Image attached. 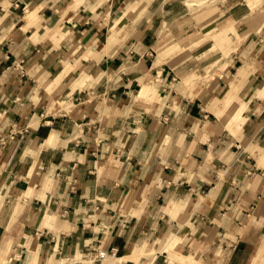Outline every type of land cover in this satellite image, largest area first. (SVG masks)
<instances>
[{
	"label": "crops",
	"instance_id": "obj_1",
	"mask_svg": "<svg viewBox=\"0 0 264 264\" xmlns=\"http://www.w3.org/2000/svg\"><path fill=\"white\" fill-rule=\"evenodd\" d=\"M187 2L0 0V264H264V14Z\"/></svg>",
	"mask_w": 264,
	"mask_h": 264
},
{
	"label": "rangeland",
	"instance_id": "obj_2",
	"mask_svg": "<svg viewBox=\"0 0 264 264\" xmlns=\"http://www.w3.org/2000/svg\"><path fill=\"white\" fill-rule=\"evenodd\" d=\"M218 0H209V1H207L205 4H202V5H200V6H197V5H194L193 7H188L187 6V8H188V12H191V13H193V12H195L196 10H198V9H203V10H205V9H207V10H210V8H211V5L212 4H214L215 2H217ZM222 2H223V6H220V7H222L223 8V11H230L231 12V7L233 6L232 4V2H233V0H221ZM255 0H248V4H249V6L252 8V6L254 5L253 4V2H254ZM256 4H257V7L254 9V8H252V11L254 10L256 13H260L261 12V14H264V9H263V3H262V1L261 0H256ZM197 6V7H196ZM242 5H240V6H238V7H236L235 9H234V11H237L238 9H240L241 11H242ZM263 16V15H262ZM235 23V25L237 26V23L238 22H234ZM238 41H239V38H238ZM65 103L67 104V102L65 101ZM241 111V110H240Z\"/></svg>",
	"mask_w": 264,
	"mask_h": 264
},
{
	"label": "built area",
	"instance_id": "obj_3",
	"mask_svg": "<svg viewBox=\"0 0 264 264\" xmlns=\"http://www.w3.org/2000/svg\"><path fill=\"white\" fill-rule=\"evenodd\" d=\"M19 74L23 77L26 75L25 70L23 68L22 62H19L16 65ZM17 135L19 137L22 136V132H17L14 130H10L6 136L0 137V144L4 145L7 141H14L16 140ZM117 251L115 248H111L110 250H103V249H98L95 251L94 257L97 259H103V258H108V257H114L116 255Z\"/></svg>",
	"mask_w": 264,
	"mask_h": 264
},
{
	"label": "bare ground",
	"instance_id": "obj_4",
	"mask_svg": "<svg viewBox=\"0 0 264 264\" xmlns=\"http://www.w3.org/2000/svg\"><path fill=\"white\" fill-rule=\"evenodd\" d=\"M206 1L207 0H189V2H187V5L188 6H192L194 4H202V3L206 2Z\"/></svg>",
	"mask_w": 264,
	"mask_h": 264
}]
</instances>
